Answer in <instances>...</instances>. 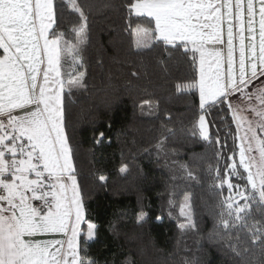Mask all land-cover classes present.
I'll return each instance as SVG.
<instances>
[{"label": "snow or ice", "instance_id": "obj_1", "mask_svg": "<svg viewBox=\"0 0 264 264\" xmlns=\"http://www.w3.org/2000/svg\"><path fill=\"white\" fill-rule=\"evenodd\" d=\"M65 5L81 21L72 29L75 45L58 31V9ZM124 7L129 18L154 21V28L137 24L135 34L157 33L166 44L191 52L193 64L199 54V79L187 87L199 92L200 134L210 141L206 116L216 110L226 126L230 115L235 133L230 127L228 131L234 144L239 141L224 175L215 169L218 186L229 190L220 201L219 225L226 233L236 229L238 243L258 242L264 256V0H128ZM224 25L226 55L208 47L225 43ZM86 30L87 16L77 0H62L59 6L55 0H0V264H99L89 255L88 242L95 239L97 225L85 220L61 95L62 60L70 56L83 67L78 45L85 42ZM82 77L80 73L68 82L82 86ZM216 143H221L219 138ZM233 177L244 183H233ZM185 206L181 215H186ZM179 227L196 225L188 215L187 224ZM242 230L248 233L244 241ZM229 247L241 256L237 244Z\"/></svg>", "mask_w": 264, "mask_h": 264}, {"label": "trees", "instance_id": "obj_2", "mask_svg": "<svg viewBox=\"0 0 264 264\" xmlns=\"http://www.w3.org/2000/svg\"><path fill=\"white\" fill-rule=\"evenodd\" d=\"M55 2L59 6L62 0ZM127 2L77 0L87 16L86 40L78 45L83 67L70 56L62 60L66 132L85 220L97 225L89 255L99 264H259L264 256L258 242L253 246L242 230L247 245L238 243L236 229L226 233L219 225L220 201L229 190L218 186L215 169L223 176L228 157L239 151L228 131L235 133L230 115L227 126L216 110L206 116L211 139H203L199 92L187 87L199 79L198 54L193 64L191 52L166 44L154 32L149 45L136 47L137 24L155 25L148 17L129 18ZM57 17L64 41L75 45L72 29L81 23L79 14L65 5ZM74 73H83L82 86L67 83ZM141 213L146 214L142 221ZM188 215L196 227L181 230ZM229 244H237L241 256Z\"/></svg>", "mask_w": 264, "mask_h": 264}, {"label": "crops", "instance_id": "obj_3", "mask_svg": "<svg viewBox=\"0 0 264 264\" xmlns=\"http://www.w3.org/2000/svg\"><path fill=\"white\" fill-rule=\"evenodd\" d=\"M257 20H258V17H257ZM234 23H235V21H234ZM223 27H224V37H223V39H224L225 43L224 44L208 45V47L221 50L226 55V52H227V47H226L227 31H226V28H227V26L224 25ZM257 27H258V24H257ZM234 33H238V27L234 28ZM234 48H235L234 58L236 59L237 65H238V58H239V40H238V37H237V39L234 40ZM0 54H2V50H0ZM198 59H199V54H198Z\"/></svg>", "mask_w": 264, "mask_h": 264}, {"label": "rangeland", "instance_id": "obj_4", "mask_svg": "<svg viewBox=\"0 0 264 264\" xmlns=\"http://www.w3.org/2000/svg\"><path fill=\"white\" fill-rule=\"evenodd\" d=\"M134 36H135V45H136V47H137V44L138 43H140V47H138V48H142V47H146V46H143V45H149V42H150V39H149V34L148 35H144V34H139V35H137V34H135L134 33ZM156 37H158V34L156 33ZM50 38H51V36H50ZM175 42H180V41H175ZM75 65H77V64H75ZM79 76V73H77V74H73L72 76H70L71 78H76V77H78ZM69 77V78H70ZM69 78L67 79V83H69L68 81H69ZM42 79V78H41ZM62 79V78H61ZM262 79H264V78H262ZM64 81V80H63ZM258 83V82H257ZM65 90V81H64V89H63V91ZM61 95H62V93H61ZM36 203H38V202H36ZM85 225H86V228H87V224L85 223ZM86 230V229H85ZM45 238H50V237H37V239H45Z\"/></svg>", "mask_w": 264, "mask_h": 264}]
</instances>
